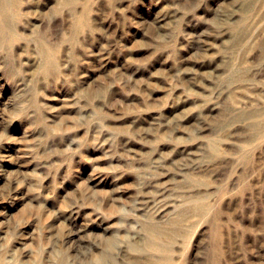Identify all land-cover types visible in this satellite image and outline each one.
I'll use <instances>...</instances> for the list:
<instances>
[{
  "label": "rangeland",
  "instance_id": "1",
  "mask_svg": "<svg viewBox=\"0 0 264 264\" xmlns=\"http://www.w3.org/2000/svg\"><path fill=\"white\" fill-rule=\"evenodd\" d=\"M264 264V0H0V264Z\"/></svg>",
  "mask_w": 264,
  "mask_h": 264
},
{
  "label": "bare ground",
  "instance_id": "2",
  "mask_svg": "<svg viewBox=\"0 0 264 264\" xmlns=\"http://www.w3.org/2000/svg\"><path fill=\"white\" fill-rule=\"evenodd\" d=\"M99 261H100V262H98V263L101 264V263H102V259L100 258Z\"/></svg>",
  "mask_w": 264,
  "mask_h": 264
}]
</instances>
